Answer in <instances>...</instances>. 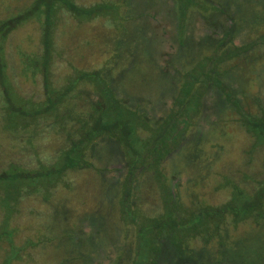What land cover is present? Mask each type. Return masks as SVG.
Segmentation results:
<instances>
[{"label": "rangeland", "instance_id": "obj_1", "mask_svg": "<svg viewBox=\"0 0 264 264\" xmlns=\"http://www.w3.org/2000/svg\"><path fill=\"white\" fill-rule=\"evenodd\" d=\"M71 1L79 17L60 0L47 43L42 8L0 32V61L18 97L42 101L67 87L71 96L58 107L68 110L61 122L50 115L41 125L5 129L0 119V174L30 169L28 179L0 180V264H264V206L262 216L244 208L238 220L218 209L226 200H251L264 183V0H198L180 16L182 28L177 0ZM35 4L0 0V21ZM246 43L251 47L232 54ZM44 55L47 67L39 64ZM206 61L244 113L212 84L193 123L189 103L182 106L180 141L168 154L158 147L153 160V144L139 141L142 167L126 211L121 195L131 155L116 140L92 148L85 166L48 173L58 171L68 145L61 128L80 126L96 105L94 85L75 81L78 72L107 69L118 97L156 120ZM148 131L140 132L144 141ZM40 163L43 186L41 175L31 177Z\"/></svg>", "mask_w": 264, "mask_h": 264}, {"label": "trees", "instance_id": "obj_2", "mask_svg": "<svg viewBox=\"0 0 264 264\" xmlns=\"http://www.w3.org/2000/svg\"><path fill=\"white\" fill-rule=\"evenodd\" d=\"M35 1L36 4L33 9L29 10V8H25L27 10H19L13 15L8 16L7 18L0 21V32L4 30V33L2 34L6 35V33L18 23L26 20L28 17L34 14L39 15V9L42 8L45 13L44 43H47V33L52 26V15L55 11V8L58 7V5H61V2L60 0ZM62 1L68 2L70 4L71 7L69 6L68 8L72 10V12L76 14V16L80 14V7L73 1ZM177 1L178 9H180L178 27L182 28L184 26V21L183 19H180V16L183 18L191 6H198L199 3H197L198 0ZM250 47V43H246L240 46L237 45V49L232 54L244 52ZM225 56H229L228 53ZM42 58L43 59L39 64L43 65V67H47V62L44 61L47 58V55L42 56ZM34 61L39 60L35 58ZM210 62L212 61H206L201 64L202 66L199 69V72L189 75V78L187 80H184L183 83L179 85V88L176 94L173 96L170 104L175 106L173 108L171 106L172 109L169 110L166 116H161V118H157L156 120L147 119L148 116L145 115V113L140 109L139 106L129 105L128 103L124 102L123 99H120V97H118L116 91L112 86V78L109 77V72H106L107 69L105 70V72L103 69H97V71L93 72H78L75 75V81L78 82L79 80L85 79L90 81L94 85V90L97 94V99L95 101L96 105H94V110L87 111L85 114H83L84 117L80 121V126L77 125L76 127L72 128L66 127V130L65 127L61 128L63 137L66 139V142L68 144L64 150V158L63 161L59 164L58 171L57 167H50L49 172H47L49 174L53 173L57 175L64 171L66 168H72L76 166L82 167L83 165L85 166L89 163L90 160H87V156H89L90 158L92 157L90 154V152H92V148H95L98 143L103 144V141H105V139L110 141L111 139L116 140L123 145L125 153L131 155V160L129 159L125 161L127 170L124 175V191L121 195L124 201L123 209L122 204H120L121 209L123 211H126V202L131 192V181L133 179L132 176L138 168L142 167V165L139 164L138 161V156L140 155V151L142 150L139 141H141V143L151 142V146L153 144V147L150 149V153L153 152L151 153L153 155V160L157 159L156 151H158V147L165 148L164 151L168 154L169 148L170 150L173 148L174 139L179 138L181 135V130L179 131L178 128L179 122L176 121V119L178 118L177 115L181 112L182 106L189 103V124L193 123L202 107V95L207 86L212 84L219 88V92L222 94L225 101L228 100V102L233 105L240 113H244L241 105L238 102V99H236V97L232 94L229 86L218 77L219 73L217 72L216 64L212 63L210 65ZM4 68L5 61H0V119L2 120L5 129H7L6 126L8 128L11 126L18 128L30 127L32 126V124L41 125L46 121H57L58 118L59 122H61V117H64L68 114V110L62 111V109H60L59 111L58 107H62L61 103L64 100V96L66 94L69 95L70 87L64 88L63 90H54L57 91L54 95L52 94V90L50 93L46 94L44 100L42 101L32 102L29 99L22 100L20 97H18L10 83L7 81V75L4 72ZM44 78H47L46 69ZM45 81L47 83V79ZM69 99H71V96L69 97ZM50 115L52 116L51 119L49 118ZM249 117L252 118L253 116ZM254 118H257V116H254ZM258 118H261V115L258 116ZM247 122L248 124L251 123L248 120ZM144 128L146 130H149L148 134H146V141L143 140L145 136L140 133L142 130H145ZM8 131L11 133L13 130L9 129ZM177 141L179 142L180 138ZM151 163L152 164L150 166L154 167L153 162ZM44 166V163H40V165L36 168L37 172H33L31 177L33 179H38V175H45L43 172L44 170H40ZM155 167L157 168V166ZM26 170L30 169L27 168ZM24 171L20 173L19 170H16L15 172H7L6 170H4L2 174H0V180L6 178H9V180H17L23 175H25L24 178L28 179L27 177L30 176L27 175L28 173L23 174ZM42 177L43 182L39 184L41 186H43L44 181H46L44 180L46 176ZM26 179H23L21 185L29 183V180ZM259 192L260 193L252 194L251 200L246 199L247 202L242 201L241 204H237V202L233 201L232 199L230 201L226 200V202L220 205V208L218 209L220 211L222 210L224 213H230L234 220L244 218V208L249 209V211L251 210L250 213H252L253 211L256 212L257 210L259 216H262L261 210L264 206V183H262L261 190ZM167 203H170L171 205L172 202L167 198L164 205H166ZM171 207H173V205ZM200 217L202 216H199L197 218V222H199ZM142 234L140 235L141 237H143ZM155 239H153V245L155 244V242L157 243ZM154 260V258H150V263L153 264ZM215 264H219V262L216 261Z\"/></svg>", "mask_w": 264, "mask_h": 264}]
</instances>
